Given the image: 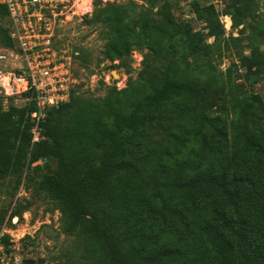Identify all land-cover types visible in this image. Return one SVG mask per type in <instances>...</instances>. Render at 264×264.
<instances>
[{
  "label": "trees",
  "instance_id": "trees-1",
  "mask_svg": "<svg viewBox=\"0 0 264 264\" xmlns=\"http://www.w3.org/2000/svg\"><path fill=\"white\" fill-rule=\"evenodd\" d=\"M144 1L146 7L129 12L124 5L97 0L88 19L106 30L104 59L119 61L113 65L123 66L134 50L144 52L143 95L129 99L128 91L135 94L137 87L115 90L102 102L87 101L64 121L63 111L75 105L72 88L69 101L48 109L43 137L34 143L35 100L22 106L12 100L6 108L0 95V178L15 175L21 182L26 172L28 182L37 178L38 188L59 202L64 231L83 236L89 253L85 260L64 264H264V100L245 92L225 106L228 115L233 113L236 136L229 152L228 118L211 116L207 97H226L212 54L222 55L241 38L226 37L213 4L201 8L198 0L191 2L194 15L207 22L206 34L192 28L191 18L178 19L172 0ZM224 14L234 27L242 26V34L252 27L242 67L264 75V31L253 23L254 0H232ZM6 16L0 5V45L13 46L10 27L1 22ZM91 55L80 50L82 66H89ZM202 57L194 67L191 58ZM151 59L159 62L157 68ZM173 98L187 119L181 128L157 113ZM154 123L167 125L161 151V137L151 135ZM196 141L201 154L191 149L186 155ZM210 152L215 158H207ZM158 156L156 172L165 181L172 178L171 195L163 187L142 190L138 184L140 167ZM42 159L47 162L35 165ZM50 160L57 162L55 169ZM29 199L16 202L11 219L21 218ZM175 230L188 235L185 243L165 235Z\"/></svg>",
  "mask_w": 264,
  "mask_h": 264
},
{
  "label": "rangeland",
  "instance_id": "rangeland-1",
  "mask_svg": "<svg viewBox=\"0 0 264 264\" xmlns=\"http://www.w3.org/2000/svg\"><path fill=\"white\" fill-rule=\"evenodd\" d=\"M201 4V8L213 4L219 13V19L224 24L226 37H240L241 39L236 43L231 44V49L224 52L222 55L218 53L212 54V59L217 67V71L221 79H224L225 83V95L224 99L220 98V95L213 93L208 95V99L211 103L209 114L222 115L224 118H228L227 128L229 136V152H232L235 148V131L233 129L230 120L233 113L225 111V106L232 104L235 94L242 95L245 92L249 94H258L264 100V75L255 74L247 71L242 67V56L249 55L251 50V41L249 34L252 31V27L247 28L245 33H241L242 26L238 28L233 25L231 28L230 23L225 22L224 10L227 8L232 0H198ZM119 5H124L126 9L131 12L136 6V9L146 7L144 0H113ZM192 0H172L173 12L178 19L180 17L191 18V26L194 30H200L208 34L207 22L205 18L197 17L193 13L191 6ZM254 5L257 10V17L253 23L261 26V32L264 31V0H254ZM82 7V5L80 6ZM157 10V9H155ZM72 12V11H71ZM91 15L80 12L78 15H73L72 18L63 19L58 22L56 27L62 34V36L70 39L80 50L87 49L91 51V62L88 67L81 65L80 61L74 66V72L76 80L73 83L74 90V106L68 107L63 111L62 119L65 121L71 115L73 110L78 107L85 106L89 100L102 102L113 91H123L126 88L134 90L137 87L136 93L128 91L131 96L129 99H135L143 95L140 92L141 88V72L144 68V61L138 62L135 55L130 54L123 64V66H115L119 61L105 60V43L106 34L101 23H90L88 19ZM224 20V22H223ZM4 26H9L10 19L8 16L1 19ZM254 25V26H255ZM208 37V36H207ZM264 37V35H262ZM213 37H208V41L212 42ZM71 43V42H70ZM264 49V42L260 44ZM140 51V50H139ZM143 54L144 52L140 51ZM202 58H191L196 66L198 61H202ZM155 68L159 66V62L151 59ZM230 77L232 81H230ZM126 87V88H125ZM222 90V88H221ZM71 96V95H70ZM70 100V99H69ZM173 101L163 104L157 113L165 114L166 118L170 119L173 126L181 128L186 123V116L180 109L178 100L173 98ZM26 102L25 99H19L15 102L16 105L22 106ZM10 101L3 100L4 107H8ZM252 121V120H251ZM154 130L152 134L154 137H161L160 151L165 146L168 138L166 137L167 125L154 123ZM253 127V126H252ZM201 143L192 142L185 150V154L189 155L191 149L197 155L202 151ZM160 153V152H159ZM184 153V152H183ZM181 156H183L181 154ZM208 159L215 158L210 152L207 156ZM157 160L149 159L147 162H143V166L140 167L138 174V184L145 190H153L156 186L163 187L162 191L165 194L171 195L172 188L169 182L172 178L165 181L160 178V175L156 172ZM47 160L42 159L35 163L45 164ZM49 164L51 169L57 167L55 160H50ZM37 179V178H36ZM34 181L28 182L26 179V172L23 175L21 182L16 180L15 175H10L6 178H0V264H26V259L35 260L34 264H64L66 261H81L89 257L88 244L84 240L83 236L78 234H68L64 231L65 217L59 208V202L56 199L51 198L48 193L38 188V184ZM180 195L181 192L178 190ZM178 193V194H179ZM28 202H24L23 206L27 209L22 213L21 218L11 219V211L16 205V202L20 203L23 198L29 197ZM176 199V198H175ZM27 200V199H26ZM24 200V201H26ZM173 202V201H171ZM247 206H253L252 201H248ZM21 204V203H20ZM19 204V205H20ZM242 206V205H241ZM245 206V205H244ZM247 214L253 209H245ZM202 213V212H200ZM204 214L198 217V221L203 219ZM120 228L126 229V225H120ZM171 229L170 227L167 228ZM174 243H185L188 235L182 232L169 231L165 233Z\"/></svg>",
  "mask_w": 264,
  "mask_h": 264
},
{
  "label": "built area",
  "instance_id": "built-area-1",
  "mask_svg": "<svg viewBox=\"0 0 264 264\" xmlns=\"http://www.w3.org/2000/svg\"><path fill=\"white\" fill-rule=\"evenodd\" d=\"M95 1L82 5L83 0H0L8 10L14 42L0 45V95L13 102L35 100L36 109L30 115L33 143L43 137L41 124L48 109L69 101L76 80L73 69L80 61L79 47L62 36L58 22L80 12L91 15ZM223 17L231 28V16ZM133 55L139 63L143 61L140 51L134 50Z\"/></svg>",
  "mask_w": 264,
  "mask_h": 264
},
{
  "label": "water",
  "instance_id": "water-1",
  "mask_svg": "<svg viewBox=\"0 0 264 264\" xmlns=\"http://www.w3.org/2000/svg\"><path fill=\"white\" fill-rule=\"evenodd\" d=\"M25 263L26 264H34L35 263V260H33V259H26L25 260Z\"/></svg>",
  "mask_w": 264,
  "mask_h": 264
},
{
  "label": "bare ground",
  "instance_id": "bare-ground-1",
  "mask_svg": "<svg viewBox=\"0 0 264 264\" xmlns=\"http://www.w3.org/2000/svg\"><path fill=\"white\" fill-rule=\"evenodd\" d=\"M84 4H88V0H83V4L82 5H84Z\"/></svg>",
  "mask_w": 264,
  "mask_h": 264
}]
</instances>
